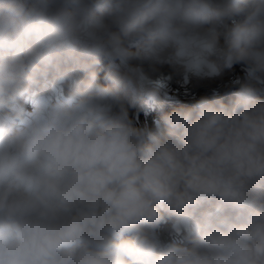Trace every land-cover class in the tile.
<instances>
[{
	"label": "clouds",
	"instance_id": "clouds-1",
	"mask_svg": "<svg viewBox=\"0 0 264 264\" xmlns=\"http://www.w3.org/2000/svg\"><path fill=\"white\" fill-rule=\"evenodd\" d=\"M235 64L230 107L144 143L126 105L153 81L224 87ZM262 190L264 0H0V264H264Z\"/></svg>",
	"mask_w": 264,
	"mask_h": 264
},
{
	"label": "trees",
	"instance_id": "trees-1",
	"mask_svg": "<svg viewBox=\"0 0 264 264\" xmlns=\"http://www.w3.org/2000/svg\"><path fill=\"white\" fill-rule=\"evenodd\" d=\"M256 0H248L249 4L255 3ZM242 17H237L236 20H241ZM133 47V51H135ZM97 77L101 85L105 87L111 86V81L106 79L107 61L101 60V63L96 66ZM85 75V74H82ZM245 69L241 64H235L231 68L224 69V87L220 86V82L213 83L208 87L200 86L193 88L190 83L185 84L179 77L171 78L167 84V90L162 93L157 102H150L148 106L141 109L139 107L128 106V117L132 121L134 127L144 130V143L150 144L151 139L148 136L149 132L156 130V123L159 121L161 125L160 138H163L167 133V125L164 123L163 117L170 114L174 110L190 109L195 106L201 98H207L209 101L219 99L226 106H231L236 98V93L239 92L244 83ZM259 97L260 94L257 93ZM27 111H32V105L26 104ZM259 199L264 201V190H262ZM171 219L167 216L162 221L158 231L164 240H170ZM126 239L131 238V234H125ZM177 242L181 247L191 248L192 238L184 235L176 236Z\"/></svg>",
	"mask_w": 264,
	"mask_h": 264
},
{
	"label": "snow or ice",
	"instance_id": "snow-or-ice-1",
	"mask_svg": "<svg viewBox=\"0 0 264 264\" xmlns=\"http://www.w3.org/2000/svg\"><path fill=\"white\" fill-rule=\"evenodd\" d=\"M167 81H168V78H161V79H158V80H156V81H153V83H154L157 87L166 88V87H167V84H168ZM183 82H184L185 84L190 83L187 77L184 78Z\"/></svg>",
	"mask_w": 264,
	"mask_h": 264
},
{
	"label": "rangeland",
	"instance_id": "rangeland-1",
	"mask_svg": "<svg viewBox=\"0 0 264 264\" xmlns=\"http://www.w3.org/2000/svg\"><path fill=\"white\" fill-rule=\"evenodd\" d=\"M151 101H147V104H149Z\"/></svg>",
	"mask_w": 264,
	"mask_h": 264
}]
</instances>
